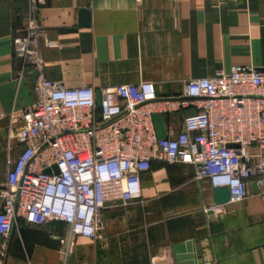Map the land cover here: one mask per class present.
Wrapping results in <instances>:
<instances>
[{"label": "crops", "instance_id": "1", "mask_svg": "<svg viewBox=\"0 0 264 264\" xmlns=\"http://www.w3.org/2000/svg\"><path fill=\"white\" fill-rule=\"evenodd\" d=\"M31 4L0 0V185L23 149L17 142L6 148L8 114L36 98L33 72L19 77L22 63L12 45ZM82 8L86 26H78ZM35 15L57 44L41 48L43 76L67 87L151 81L167 96L188 78L235 65L264 68V0H42ZM172 121L179 129L180 118ZM194 174L192 164L152 161L141 198L106 206L99 235H78L71 245L64 222L20 220L8 237L0 236V262L176 264L173 246L196 240L197 264H264V192L251 181L242 200L208 217L202 207L212 202V186Z\"/></svg>", "mask_w": 264, "mask_h": 264}, {"label": "built area", "instance_id": "2", "mask_svg": "<svg viewBox=\"0 0 264 264\" xmlns=\"http://www.w3.org/2000/svg\"><path fill=\"white\" fill-rule=\"evenodd\" d=\"M41 1L31 0L21 34L12 39L19 77L37 72L36 98L8 114L6 148L17 142L23 149L0 185L2 238L20 220L64 222L69 245L78 235L96 238L106 206L141 198V178L152 161L194 165L195 179L226 186L231 202L247 195L251 181L264 192V68L235 65L188 78L167 96L151 81L67 87L42 73V46L57 44L35 15ZM154 114L165 116L164 138L157 136ZM224 204L205 203L202 211L214 217Z\"/></svg>", "mask_w": 264, "mask_h": 264}, {"label": "water", "instance_id": "3", "mask_svg": "<svg viewBox=\"0 0 264 264\" xmlns=\"http://www.w3.org/2000/svg\"><path fill=\"white\" fill-rule=\"evenodd\" d=\"M80 22L78 26H86L89 23L88 10L82 8L79 11ZM75 28H64L62 30H72ZM37 72L31 74L32 79L35 80ZM96 101L98 106L100 105V95L99 91L96 93ZM154 126L156 129L157 136L160 138L165 137V116L163 114L153 115ZM212 203L213 204H223L230 201L231 195L226 186L212 187ZM197 241L188 240L186 242H180L173 246V251L175 253L176 264H197L201 263L202 260L197 258L193 253L195 244Z\"/></svg>", "mask_w": 264, "mask_h": 264}]
</instances>
